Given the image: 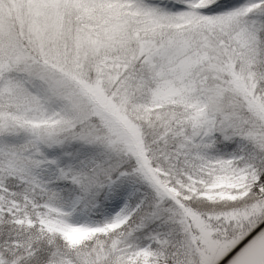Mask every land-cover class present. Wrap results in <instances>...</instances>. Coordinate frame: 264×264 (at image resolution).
<instances>
[{
    "label": "snow or ice",
    "instance_id": "snow-or-ice-1",
    "mask_svg": "<svg viewBox=\"0 0 264 264\" xmlns=\"http://www.w3.org/2000/svg\"><path fill=\"white\" fill-rule=\"evenodd\" d=\"M0 264H264V0H0Z\"/></svg>",
    "mask_w": 264,
    "mask_h": 264
}]
</instances>
